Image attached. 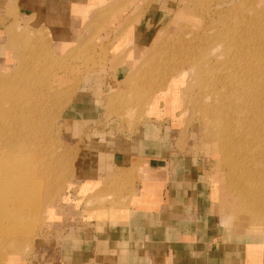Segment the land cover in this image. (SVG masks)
<instances>
[{
  "label": "crops",
  "instance_id": "1",
  "mask_svg": "<svg viewBox=\"0 0 264 264\" xmlns=\"http://www.w3.org/2000/svg\"><path fill=\"white\" fill-rule=\"evenodd\" d=\"M177 2L0 0V26L23 22L59 52L83 36L98 37L97 49L112 44L107 49L118 58L132 44L129 21L136 13L143 8V21L148 10L163 13V4L170 3L165 9L174 11ZM135 28L140 24H134L137 46L143 33ZM9 49L0 40V67ZM123 60L111 72L109 64L96 63L77 76L62 113L78 142L75 193L71 188L50 202L34 237L0 242V264H264V239L221 224L222 206L206 180V158L188 138L180 139L172 118L177 113L169 106L177 81L153 94L147 118L134 132H118L122 127L103 102L116 86L108 88L133 68ZM102 197L114 205L104 218L95 215L99 202L86 203Z\"/></svg>",
  "mask_w": 264,
  "mask_h": 264
},
{
  "label": "rangeland",
  "instance_id": "2",
  "mask_svg": "<svg viewBox=\"0 0 264 264\" xmlns=\"http://www.w3.org/2000/svg\"><path fill=\"white\" fill-rule=\"evenodd\" d=\"M167 4L162 6L163 13L153 11V14L148 10L142 21L139 20L143 16L142 8L130 19L132 44L118 58L108 50L112 44L107 45L108 49L107 46L101 51L97 49L98 37L83 36L79 44L59 52L40 30L30 29L23 22L14 25V21H7L0 26V40L10 48L5 50L4 67H0V104L6 109L0 119L8 125L13 123L10 127H14L9 131L10 137L0 135V140L6 142V146L1 147L0 157L19 154L30 157V165L39 164L40 182L35 180L37 174L33 177L32 170L15 171L10 179L17 189L11 186L0 189V241L14 239L20 242L19 235H25L24 239L34 237L50 202L59 200L60 195L71 188L75 193L74 157L78 142L71 138L69 127L63 122V109L69 102L77 76L96 63L109 64L111 72L115 63L123 59L133 68L127 79L108 88L112 90L116 86L103 102L110 117L121 125L122 130L118 132H134L147 118L146 110L152 96L164 91L169 82L177 81L173 84L176 86L175 99L169 102L177 113L172 118L179 123L180 139L188 138L194 151L206 158V180L214 201L219 200L222 206L221 224L263 238L262 231H249V224L235 227L236 216L240 213L238 190L236 186L228 185V162L221 158L218 146H214L217 138L210 131L213 125L220 124L217 115L222 109H214L220 108L222 95L240 86L244 77L248 83L242 89L253 95L250 105L263 100L264 3L262 0H178L174 11L165 9L170 6ZM134 24H140L137 29L143 33L140 34L141 45L137 46ZM219 32L228 35L221 39ZM231 43L235 46L229 49ZM131 57L133 61H128ZM207 79L213 83L214 90ZM262 111L264 113V108ZM228 117L234 121L230 135L246 134L245 130H238L237 116L232 109ZM7 124H4L5 129ZM12 146L14 154L8 151ZM32 188L35 193L31 192ZM13 190L14 196H11ZM36 190L43 192L42 201L37 199ZM4 196L9 199L4 200ZM17 197L19 200L30 199L29 209L21 208L22 203ZM105 200V197L88 199L86 203L90 206L99 202L101 211L95 215L104 218L114 207Z\"/></svg>",
  "mask_w": 264,
  "mask_h": 264
},
{
  "label": "bare ground",
  "instance_id": "3",
  "mask_svg": "<svg viewBox=\"0 0 264 264\" xmlns=\"http://www.w3.org/2000/svg\"><path fill=\"white\" fill-rule=\"evenodd\" d=\"M218 35L220 36L221 39H223L228 34L219 32ZM233 46H235V44H232V43L229 44V49H232ZM199 70L201 71V69ZM207 81H209V79H207ZM207 81H205L204 85L206 84ZM247 83H248L247 77H244L241 80L240 86H236L232 88L231 90H229L228 93L222 95V104L220 105V108L214 109V111L222 109L221 113L223 114L220 113L217 115V119L220 118V124L216 126L213 125L210 133H212L213 136H216L217 138V140H215L216 143L214 144V146L216 147L218 146L222 154L221 158L224 157L226 162H228V166H229V169H227L229 170L228 171L229 172L228 185L229 184L234 185L236 186L238 190L236 197L238 200V204L240 205L239 206L240 213L239 215L236 216L237 223H235V227L236 226L239 227L242 225L244 226V223H245V225L246 224L250 225V227H247L249 231L253 230V232L255 233L256 229H258L259 231H262L264 233V228H263L264 227V113L262 111L264 108V97L262 101H256L253 105H250V101L251 99H253V95H251V92L245 91L244 89H242V87L245 86ZM25 84L27 85V81ZM209 85H210V88L212 87L213 89L214 86L211 81H209ZM3 106L4 105L0 104V115L4 113L3 109L5 108H3ZM231 109L236 113V116H237L236 120L238 122V130L239 131L240 129L245 130L246 134L239 136V137L235 136L234 134L230 135L229 131L232 128H234V121L229 119L228 117V112ZM4 124H7V123L1 122V119H0V135L10 137L12 134L11 135H8V134L10 133L9 132L10 130L12 131L14 130L13 129L14 127L13 128L10 127L13 125V123H11V125H8L9 124L8 123L6 125L7 129H5ZM3 140L5 139L0 140L1 141L0 142V153H2L1 147H3V145L6 146L5 144L6 142H4ZM8 149H10L8 151H11L12 153L14 152V146L8 147ZM20 152L22 151L20 150ZM25 156L26 155L23 156L19 154L16 157L9 156V158H4V159H1L0 157V160H3L0 162V176H1L0 177V189H2V187L7 188L8 186L9 187L11 186L14 188L16 187L17 189V186H14L11 181L12 179H10V177L14 174L15 171L18 173V171L20 172L22 170H26L27 172L32 170L33 177L38 173L37 167L39 164L34 163L30 165V157L28 156L25 157ZM7 171L8 173L4 174V172H7ZM23 178H26V176H24ZM225 178L227 177L225 176ZM35 180L38 181V183H40L38 174L35 176ZM15 183L17 182L15 181ZM31 186L34 187L33 183H31ZM34 188L37 189V186H35ZM32 189H28V190L31 191ZM35 189L32 190L31 192L35 193ZM38 189H40V187ZM36 191H38L36 193H37V196L39 197V198L37 197V199L41 200L42 196H44V195H41L43 192L40 193L41 190H36ZM16 193H19V192H15V194ZM26 193H28V191H26ZM11 196H14V190ZM16 196H18V194ZM19 197H22V196H19ZM19 197H17L18 200H19ZM25 197L24 199L19 200L22 203L20 207L21 208L23 207V209L25 208L29 209L31 200L28 198L26 200ZM8 199H9L8 196H4V200H8ZM4 200H2V202ZM3 207H6V206H4L3 204ZM18 207L17 208L15 207V208L18 209ZM1 236H3L2 233H1ZM19 236L21 240L25 238V235H19ZM263 239H264V235H263ZM1 240H3V238H1ZM0 245L3 248L4 245L2 244Z\"/></svg>",
  "mask_w": 264,
  "mask_h": 264
}]
</instances>
